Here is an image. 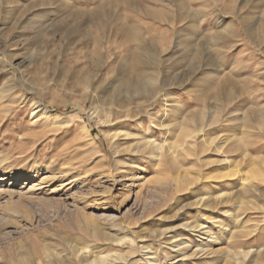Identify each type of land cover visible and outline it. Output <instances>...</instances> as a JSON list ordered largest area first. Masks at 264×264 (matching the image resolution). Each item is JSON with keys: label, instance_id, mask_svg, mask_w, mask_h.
<instances>
[{"label": "rangeland", "instance_id": "rangeland-1", "mask_svg": "<svg viewBox=\"0 0 264 264\" xmlns=\"http://www.w3.org/2000/svg\"><path fill=\"white\" fill-rule=\"evenodd\" d=\"M133 81L171 85L168 115ZM20 174L0 264H264V0H0Z\"/></svg>", "mask_w": 264, "mask_h": 264}, {"label": "bare ground", "instance_id": "bare-ground-1", "mask_svg": "<svg viewBox=\"0 0 264 264\" xmlns=\"http://www.w3.org/2000/svg\"><path fill=\"white\" fill-rule=\"evenodd\" d=\"M41 19V18H40ZM183 21V20H181ZM119 31H122V30H119ZM95 44L97 46H99L101 43V41L99 39H95L94 40ZM142 50V49H141ZM100 52L97 53V55L99 54ZM99 57V55H98ZM104 61V60H103ZM106 64V63H105ZM26 82H24L25 84ZM19 84V83H18ZM21 84V83H20ZM132 85H133V88H134V92H139V94L141 93V95H144L145 98H146V101H150V100H153V101H159L160 99H163L164 100V104H165V110L167 111V115H168V110L166 108H169V102H170V92H167V90L169 91V89L172 87L171 85H163L159 91L158 90H155V88L153 89V83L152 82H147V81H133L132 82ZM117 87V86H116ZM113 92V91H112ZM206 94V93H205ZM113 99V98H112ZM118 99V98H117ZM145 104V103H144ZM111 105H116L115 103H112L111 102ZM158 105V104H157ZM142 108H139V113H141L142 111ZM165 111V112H166ZM138 115V114H137ZM126 118H130L131 116L127 115V116H124ZM163 117V116H162ZM139 119V118H138ZM168 120V119H167ZM106 121V120H105ZM104 121V122H105ZM108 122V121H107ZM166 122V121H165ZM162 123V122H161ZM160 123V124H161ZM163 127L167 128V130L169 129L168 126H164L163 124ZM33 168V167H32ZM127 179V178H126ZM29 180V176L27 174H20L18 176H10V177H7V176H4L2 178H0V194H5V195H8V196H12L13 193L16 192V187H15V184L19 185V193L20 192H25L26 193H30L32 190L35 189V186H31L29 187V184L27 185L26 181ZM123 180V178H122ZM140 180V179H139ZM135 176H132L130 179H129V182L130 184L126 185L125 183L122 184L123 182H120L121 185H120V191L124 192L126 194V199L125 200H128L130 201L132 196L134 195V188L135 187H139L140 185V181H139ZM10 182V183H9ZM59 190H62L63 187L62 185L59 186L58 188ZM18 192V190H17ZM214 200H217V198H214ZM80 203H83V206L87 207L86 204H87V201H85V198H81L80 197ZM107 201V199H106ZM203 201V199L201 200ZM99 202V201H98ZM108 202V201H107ZM75 203V202H74ZM96 203V202H94ZM102 203V202H101ZM104 203V202H103ZM97 205V204H96ZM97 207V206H96ZM78 209H82L80 208L79 206H77ZM209 233V232H208Z\"/></svg>", "mask_w": 264, "mask_h": 264}]
</instances>
